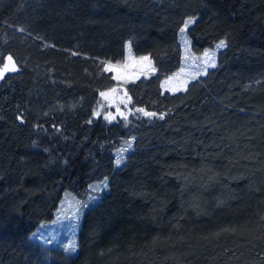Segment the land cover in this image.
Wrapping results in <instances>:
<instances>
[{
  "label": "trees",
  "instance_id": "obj_1",
  "mask_svg": "<svg viewBox=\"0 0 264 264\" xmlns=\"http://www.w3.org/2000/svg\"><path fill=\"white\" fill-rule=\"evenodd\" d=\"M191 16L193 52L227 46L164 92ZM10 25L5 54L33 62L0 77V264H264V0H0V42ZM129 40L156 72L121 83L103 62ZM103 180L76 253L32 239Z\"/></svg>",
  "mask_w": 264,
  "mask_h": 264
},
{
  "label": "rangeland",
  "instance_id": "obj_2",
  "mask_svg": "<svg viewBox=\"0 0 264 264\" xmlns=\"http://www.w3.org/2000/svg\"><path fill=\"white\" fill-rule=\"evenodd\" d=\"M193 19V23L185 27V22L179 32V43L182 48V62L181 66L173 73L166 74L162 78L161 86L164 92L177 93L186 91L189 84L205 75L211 68L217 66L218 56L221 50L226 47L217 48V42L214 46L206 48L202 53H195L192 50L191 39L188 34V29L193 25L197 16L188 17ZM5 31L6 34L2 37L0 42V64H3L1 70L3 72H12L20 69V65L29 66L33 59L27 53L21 54V58L15 59L10 54H5L6 45L9 36L14 34H21L23 30L17 26L10 25ZM16 32V33H15ZM225 44L227 46V41ZM215 53L214 59L209 60L204 53ZM8 57L12 59L9 60ZM215 64L213 67L212 64ZM8 68L5 69L4 66ZM103 70L112 73V75L121 83L136 82L140 78H148L156 72L154 60L148 54L137 55L135 54L132 41L126 43V54L123 58L117 61L106 60L103 62ZM43 75H47V71L43 68L40 69ZM115 89V88H113ZM108 89L104 92L105 98H111L115 104L119 99V92L117 90ZM58 106L60 104H57ZM74 107V106H72ZM60 108L62 109L63 106ZM135 142V137H128L117 149L114 150L117 165H121L127 159L128 154L132 151ZM119 161V163H118ZM108 181L103 180L95 182L91 185L92 192L87 199L78 198L73 192L66 191L58 206L57 211L52 219L44 221L37 231L31 237L36 242L50 247H62L68 253H76L78 250V234L81 219L84 210L95 204L100 198V192L107 189Z\"/></svg>",
  "mask_w": 264,
  "mask_h": 264
},
{
  "label": "snow or ice",
  "instance_id": "obj_3",
  "mask_svg": "<svg viewBox=\"0 0 264 264\" xmlns=\"http://www.w3.org/2000/svg\"><path fill=\"white\" fill-rule=\"evenodd\" d=\"M193 22H194L193 19H192V18H189L188 20L185 21V27H187L189 24H191V23H193ZM181 31L183 32L184 29H181ZM216 47H217V48L226 47L225 41H223V40L220 41L219 44H217ZM204 55H205L209 60H213V59H214V55H215V53H214V52H213V53H209V52L206 51V52L204 53ZM8 59L11 60L12 58H11V57H8ZM212 66H213V67L215 66L214 62H213V64H212ZM4 68L7 69L8 66L5 65ZM2 75H3V71H0V77H2ZM149 115H151V114H149ZM118 163H119V161H118Z\"/></svg>",
  "mask_w": 264,
  "mask_h": 264
}]
</instances>
